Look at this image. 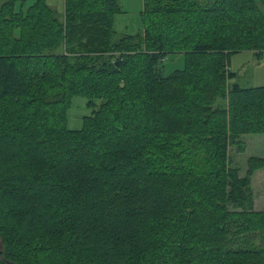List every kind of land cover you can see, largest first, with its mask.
Listing matches in <instances>:
<instances>
[{
    "label": "trees",
    "instance_id": "trees-1",
    "mask_svg": "<svg viewBox=\"0 0 264 264\" xmlns=\"http://www.w3.org/2000/svg\"><path fill=\"white\" fill-rule=\"evenodd\" d=\"M24 1L0 4V264H264V157L230 155L264 133V85L229 66L264 56V0H144L119 37V0Z\"/></svg>",
    "mask_w": 264,
    "mask_h": 264
},
{
    "label": "rangeland",
    "instance_id": "rangeland-1",
    "mask_svg": "<svg viewBox=\"0 0 264 264\" xmlns=\"http://www.w3.org/2000/svg\"><path fill=\"white\" fill-rule=\"evenodd\" d=\"M36 0H26L17 5L18 9H27ZM122 12L115 16L114 28L116 37L124 34H137L144 29V0H119ZM3 0H0V4ZM47 3L64 13V0H47ZM185 66V58L182 54H169L162 61L160 67L164 75H168ZM230 68L237 73L231 82H238L241 86H257L264 84V56L259 57L253 51L234 52L230 55ZM93 108L88 104V98L84 95H74L71 106L67 111V126L71 129H81L84 125V117L92 114ZM242 141L245 149L240 150L236 145L231 147L230 155L232 165L238 167L240 174H246L248 159L252 155L264 157V133L244 134ZM254 190V208H264V168L257 170L252 176ZM1 247V240H0Z\"/></svg>",
    "mask_w": 264,
    "mask_h": 264
},
{
    "label": "crops",
    "instance_id": "crops-1",
    "mask_svg": "<svg viewBox=\"0 0 264 264\" xmlns=\"http://www.w3.org/2000/svg\"><path fill=\"white\" fill-rule=\"evenodd\" d=\"M264 85V84H263Z\"/></svg>",
    "mask_w": 264,
    "mask_h": 264
}]
</instances>
